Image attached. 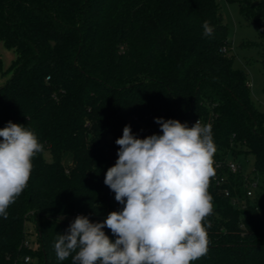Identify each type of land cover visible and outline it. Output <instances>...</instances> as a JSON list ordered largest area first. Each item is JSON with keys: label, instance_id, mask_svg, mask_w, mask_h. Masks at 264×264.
Returning <instances> with one entry per match:
<instances>
[{"label": "trees", "instance_id": "1", "mask_svg": "<svg viewBox=\"0 0 264 264\" xmlns=\"http://www.w3.org/2000/svg\"><path fill=\"white\" fill-rule=\"evenodd\" d=\"M241 11L257 24L254 45L264 69V0L257 7L242 1ZM205 21L214 28L210 37L203 35ZM0 40L17 54L12 77L0 87V129L9 121L23 125L43 145L27 187L8 218L0 216V264H25L24 257L30 264H72L75 253L57 258V234L78 215L96 223L122 210L104 183L118 159L115 141L125 125L140 139L162 134L157 117L212 129L209 245L192 264H264V112L251 98L247 74L227 54L229 29L218 0H0ZM66 153L73 155L70 166ZM241 153L255 158L254 197L243 173L215 181L217 164Z\"/></svg>", "mask_w": 264, "mask_h": 264}, {"label": "clouds", "instance_id": "2", "mask_svg": "<svg viewBox=\"0 0 264 264\" xmlns=\"http://www.w3.org/2000/svg\"><path fill=\"white\" fill-rule=\"evenodd\" d=\"M202 28L205 37L213 35L209 21ZM154 121L162 134L140 139L125 125L115 141L118 159L104 183L122 210L96 223L78 215L64 234H57L54 249L60 261L75 253L72 264H192L207 254L211 224L204 222L213 212L208 189L216 174L211 125ZM0 138V216L7 219L43 145L32 130L11 121L0 129ZM31 260L24 257L25 264Z\"/></svg>", "mask_w": 264, "mask_h": 264}, {"label": "rangeland", "instance_id": "3", "mask_svg": "<svg viewBox=\"0 0 264 264\" xmlns=\"http://www.w3.org/2000/svg\"><path fill=\"white\" fill-rule=\"evenodd\" d=\"M225 25L229 29L231 42L228 56L233 59L234 68L247 74L250 82V94L257 108L264 112V69L259 49L254 45L258 41V27L255 22L248 23L241 11V2L257 7L262 0H218ZM249 44V45H247ZM17 54L8 49L0 40V87L4 86L12 77V66ZM46 157L52 160L51 154ZM229 161H235L243 166V173L251 175L255 170V158L252 154H237L230 156ZM63 163L66 166L73 164V155L66 153ZM32 248L38 247L37 232L34 224L29 225Z\"/></svg>", "mask_w": 264, "mask_h": 264}, {"label": "built area", "instance_id": "4", "mask_svg": "<svg viewBox=\"0 0 264 264\" xmlns=\"http://www.w3.org/2000/svg\"><path fill=\"white\" fill-rule=\"evenodd\" d=\"M196 122L197 121L191 122L190 127L192 125H194ZM201 125H202V123H201ZM217 169L222 171L221 174H218L215 177V181L217 182L218 185H223V184L227 183V181L229 179V174L236 175L238 173H243V166L239 165L235 161H229V158H227L224 161V163L217 164ZM252 179L254 180V177L252 175H250V176L246 175V181H247L246 188H247L248 197H254L255 190L258 187V183L256 181H253ZM224 193L226 196H230V194H231L230 190L227 188L224 189Z\"/></svg>", "mask_w": 264, "mask_h": 264}]
</instances>
